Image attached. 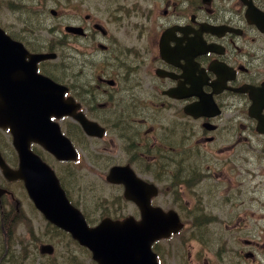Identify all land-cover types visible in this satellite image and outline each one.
<instances>
[{
    "label": "flooded vegetation",
    "instance_id": "1",
    "mask_svg": "<svg viewBox=\"0 0 264 264\" xmlns=\"http://www.w3.org/2000/svg\"><path fill=\"white\" fill-rule=\"evenodd\" d=\"M47 1L38 0L33 6L43 8ZM0 6L14 7L3 1H0ZM61 10L68 19V22L62 23L61 33L66 59L69 52L82 56L78 59V68L77 63L70 65L62 61L61 73L66 84L63 97H71L78 105L77 111L96 122L104 132L100 138L90 136L89 140L71 117L74 114H64V111L59 114L56 111L49 121L56 124L60 134L68 140L75 151V159L58 160L37 141L30 142L27 151L52 171L69 204L78 210L70 200L72 194L62 176L77 172L70 166L80 168L79 156H83L84 140L85 144L95 140L105 144L102 149L109 150L116 157L109 167L110 157L103 152L94 156L88 152L87 160L97 166L108 167L103 182L120 192L117 201L132 204L123 198L122 186L106 182L105 177L110 168L127 166L137 178L154 186L156 194L150 198V207L160 208L153 204L160 194L157 183L163 181V188L166 186L164 179L155 177L152 172L154 166L163 170L176 167L170 173V187L182 184L193 188L199 181V168H192L183 175L190 174L189 180L182 176L176 179L181 172L178 167L180 161L176 166L168 156L177 145H181L185 153L200 151L206 143L212 145L224 129L223 135H228L230 145L225 147L228 149L227 157L215 169L219 170L216 177L221 178L220 182L209 184L210 197L212 192L221 194L223 208L231 210L230 214L235 213L236 217L251 215L250 206H244V194L255 202L256 192H260V183H255L256 177L264 183V0H61ZM49 13L56 15L52 10ZM37 39L38 36L21 38L26 43ZM133 39L144 42L136 46ZM147 41L152 43L150 50ZM20 44L29 54H54L50 47L43 50L39 44L33 47ZM25 61L28 60L25 58ZM47 61L57 66V58L54 57L39 62L37 70L39 64ZM133 62L140 66L133 67ZM87 65L81 77H93L90 86L83 89L71 85L69 82L75 77L73 72L76 69L81 71ZM110 115L117 121L111 120ZM120 118L125 122L122 123ZM232 120L236 121L235 125L231 124ZM0 133L5 135L8 144L5 152L2 148L5 143L0 135V157L8 168L17 170L23 160L18 153L22 149L13 146L8 128L0 127ZM157 159L159 163H156ZM249 159H252L253 167L246 171L244 164L249 165ZM150 165L153 167L150 168ZM225 175L228 177H223ZM0 179L3 182L0 184V214L3 211L9 217L16 216V225L21 222L23 211L20 201L7 187L16 184L43 220L61 237L83 249L90 258L89 252L69 233L49 223L35 208L25 191L23 180L6 179L1 170ZM219 185L222 188H218ZM256 205L258 211H263V214H258V219L263 218L264 204L260 205L257 201ZM135 209L136 217L101 216L98 222L103 218L122 220L132 217L137 220L138 210ZM79 213L88 227L98 223L90 225L85 215ZM238 224L224 226L230 233L224 244L229 237L235 239L230 245L235 243L236 247L232 249L230 246V249L239 256L240 264H264V224L250 228ZM183 228L184 225L181 230ZM10 236H2L4 244H10L4 241ZM32 240L38 255L55 260L56 264L59 261L62 264L77 261L69 254L61 258L53 257L51 244L39 243L35 246L39 240ZM159 241L152 243L151 251L156 255L157 263L161 264L155 252ZM41 246L50 247L51 252L41 253Z\"/></svg>",
    "mask_w": 264,
    "mask_h": 264
},
{
    "label": "rangeland",
    "instance_id": "2",
    "mask_svg": "<svg viewBox=\"0 0 264 264\" xmlns=\"http://www.w3.org/2000/svg\"><path fill=\"white\" fill-rule=\"evenodd\" d=\"M0 1L6 4L9 2L14 6L11 9L7 8V6H0V28L11 39L23 45L29 44L33 47L35 44H39L43 46V50L50 47L51 52L56 55L57 66H52L51 62L47 61L39 64V70L37 71L50 77L58 84L66 85L61 73L62 61L70 65L77 63L78 68V59L82 56L69 52L68 59H66L67 52L63 44H61V33L62 23L64 21L65 23L68 22V19L67 17L65 18L64 12L62 14L61 0H49L43 8L33 6L38 0ZM51 10L56 13L55 16L50 15L49 12ZM27 36H38V39L33 43H26L21 40L22 37L26 39ZM143 37L145 38V33ZM143 42L144 40L138 41L137 39H133V44L136 46ZM146 43L148 49H152V43L150 41ZM90 63L91 61L89 60ZM139 66V64L133 62V67L137 68ZM87 67L88 65L78 72L76 69L73 72L75 77L69 83L73 86L78 85L79 88L82 87L83 89L90 86L93 77H81V74ZM125 86L127 87V85ZM88 102L91 103L92 100L89 99ZM109 118L117 121L112 115ZM120 121L122 123L125 122L121 118ZM231 124L235 125L236 121L232 120ZM230 129L234 130L231 126ZM222 130L220 135L215 137L212 145L206 143L200 151L194 150L191 154L188 152L185 153L181 145H177L175 150L168 156L169 160L172 163L174 162L176 166L178 161H180L178 167L181 172L176 175V179L182 176V178L189 180L190 174L188 176L183 175L190 172L192 168H199V181L197 185L193 188L191 187L192 189L190 185L182 184H176L170 187V180L172 178L170 173L174 172L173 169L176 167L172 166L170 170H163L159 166H154L155 170L152 169L154 170L152 172L156 178L164 179L166 186L163 188V181L161 183L157 181L160 194L153 200V204H157L163 210L172 209L175 211L184 225V228L175 237L171 236L169 239L161 240L157 243L155 252L158 253L161 264H240L239 256L237 257L234 254V250L230 249V246L232 249L236 247L235 243L230 245L235 239L229 237L228 241L224 244V239L230 235L224 229V226H233L236 222H239L238 225L245 224L249 228L254 225L264 224V217L258 219V214H263V211L262 209L258 211V206L256 205L257 201H259L260 205L264 204V183L260 177H256L255 179V183H260L258 186L260 192H256V201H250L248 199L250 197L246 196V194L243 197L244 206H250L252 211L251 215L236 217L235 213L230 214L231 210L229 211L228 208H223L221 194L212 192V196L210 197L209 184L214 185L220 182L221 178L216 177L219 170L215 169L227 157L226 152H228V149L225 147L230 145V141H227L228 135L225 137L223 135L224 129ZM119 133L122 136V133ZM0 135L5 143V147L2 148L6 152V146L8 145L6 137L1 133ZM88 139L90 140V137ZM104 140L108 141L105 137ZM82 145L84 151L83 156H79L80 168L76 169L75 166H70L73 171L77 172L62 176L63 182L72 194L70 200L85 215L90 225L97 223L101 216L121 218L132 215L136 217L137 212L135 207L127 202L117 201L116 199L120 195V192H117L114 187L105 185L103 182V176L107 168L112 165L113 159L116 157L109 150H103L102 147H105V144H101L97 140L90 141L89 144H85L84 140ZM88 152L93 156L99 155L102 152L108 155L110 157L108 159V167L103 165L97 166L88 162ZM252 158L255 160L254 155ZM148 161L151 162V159H148ZM195 162L197 165H195ZM156 163H159L158 159ZM249 163V165L244 164L246 171L251 170L253 167L252 159H249ZM151 167L153 166L150 165ZM223 177L228 176L225 175ZM2 183L0 179V184ZM7 187L12 192L14 198L20 201L23 217L18 225L14 222L11 229V231L13 230L11 236L4 239L6 243L10 242V252L1 250L0 239V264H56L55 260L38 255L37 248L35 250L32 239L39 240L35 246L39 243L51 244L54 248L53 257L61 258L62 255L69 254L77 258V261L72 262V264H83V261L88 262L90 260L89 255L84 253L83 249L72 244L66 238L61 237L60 234L43 220L28 201L21 187L13 183L7 185ZM218 188H222V186L219 185ZM10 219H13V221L17 220L16 216H11ZM59 264H62V261H59Z\"/></svg>",
    "mask_w": 264,
    "mask_h": 264
},
{
    "label": "water",
    "instance_id": "3",
    "mask_svg": "<svg viewBox=\"0 0 264 264\" xmlns=\"http://www.w3.org/2000/svg\"><path fill=\"white\" fill-rule=\"evenodd\" d=\"M54 57V54H29L0 29V127L8 128L13 146L22 149L18 153L23 156L17 170L8 168L0 157L2 175L9 180H23L35 208L49 223L69 233L89 252L95 264H158L151 251L152 243L167 239L183 225L172 209L150 207V198L156 194L154 186L137 178L127 166L110 168L105 181L122 186V196L135 205L138 219L103 218L88 227L79 211L67 201L52 171L28 153L29 143L37 141L58 160L75 159L68 140L49 121L56 111L74 114L71 117L88 136L100 138L104 132L96 122L77 111L78 105L71 97L63 98L66 87L37 73L38 62ZM39 250L51 252L48 246Z\"/></svg>",
    "mask_w": 264,
    "mask_h": 264
},
{
    "label": "trees",
    "instance_id": "4",
    "mask_svg": "<svg viewBox=\"0 0 264 264\" xmlns=\"http://www.w3.org/2000/svg\"><path fill=\"white\" fill-rule=\"evenodd\" d=\"M14 222H16V221H13V219L11 220L10 217L2 211V213L0 214V239H1V250H3V251L5 249L8 252L11 251V250H9L10 244H4L3 243L2 234H7V236H9V234H11L13 231V230L11 231V229H12ZM3 231H4V233H3ZM82 263L83 264H94L91 260H89L88 262L83 261Z\"/></svg>",
    "mask_w": 264,
    "mask_h": 264
},
{
    "label": "bare ground",
    "instance_id": "5",
    "mask_svg": "<svg viewBox=\"0 0 264 264\" xmlns=\"http://www.w3.org/2000/svg\"><path fill=\"white\" fill-rule=\"evenodd\" d=\"M39 55H41V54H39ZM53 59V58H52ZM38 64V63H37ZM37 64H36V67H37ZM50 80V79H49ZM18 105V104H17ZM88 137H90V136H88ZM91 138V137H90Z\"/></svg>",
    "mask_w": 264,
    "mask_h": 264
}]
</instances>
